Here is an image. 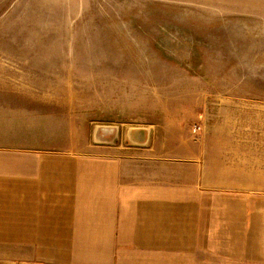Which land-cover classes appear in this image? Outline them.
Returning a JSON list of instances; mask_svg holds the SVG:
<instances>
[{
  "label": "crops",
  "instance_id": "0c3cea01",
  "mask_svg": "<svg viewBox=\"0 0 264 264\" xmlns=\"http://www.w3.org/2000/svg\"><path fill=\"white\" fill-rule=\"evenodd\" d=\"M19 49L0 45L1 70L23 67ZM45 83L0 76V264H264L259 111L212 110L187 143L141 125L125 154H87L50 94L32 90Z\"/></svg>",
  "mask_w": 264,
  "mask_h": 264
},
{
  "label": "rangeland",
  "instance_id": "374dc122",
  "mask_svg": "<svg viewBox=\"0 0 264 264\" xmlns=\"http://www.w3.org/2000/svg\"><path fill=\"white\" fill-rule=\"evenodd\" d=\"M1 9L0 45H19L23 67L0 76L50 77L32 90L61 107V132L84 153L125 154L127 132L148 124L159 141L199 140L192 126L218 108L254 109L264 123V100L238 98L264 94V0H0ZM243 54L257 66L239 64Z\"/></svg>",
  "mask_w": 264,
  "mask_h": 264
},
{
  "label": "built area",
  "instance_id": "2783aa9c",
  "mask_svg": "<svg viewBox=\"0 0 264 264\" xmlns=\"http://www.w3.org/2000/svg\"><path fill=\"white\" fill-rule=\"evenodd\" d=\"M204 128V123L198 122L192 126V131L194 134H201Z\"/></svg>",
  "mask_w": 264,
  "mask_h": 264
}]
</instances>
